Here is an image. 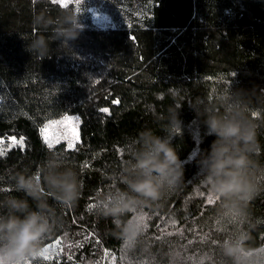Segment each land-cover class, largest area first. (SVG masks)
<instances>
[{"label": "trees", "instance_id": "trees-1", "mask_svg": "<svg viewBox=\"0 0 264 264\" xmlns=\"http://www.w3.org/2000/svg\"><path fill=\"white\" fill-rule=\"evenodd\" d=\"M121 2L113 14L116 29L83 28L68 46L53 42L41 60L27 48L37 35L33 17L79 16L46 0H0V193L11 192L14 171L35 172L53 153L74 168L80 186L78 200L57 208L54 232L41 241L55 245L51 259L35 264H111L113 257L119 264H184L187 237L189 243L202 228L210 234L203 223L224 210L198 174L199 154L214 137L190 106L228 105L238 101L237 90L249 92L261 145L257 159L264 164V0ZM39 31L54 35L52 26ZM170 108L180 110L183 121L170 138L184 162V182L114 222L101 205L126 189L122 178L139 134L165 135L161 118ZM70 115L81 117L79 142L49 148L41 128ZM259 182L246 215L227 220L242 223L236 234L252 250L264 247V174ZM135 217L142 219L139 234L125 240L121 229Z\"/></svg>", "mask_w": 264, "mask_h": 264}, {"label": "clouds", "instance_id": "clouds-1", "mask_svg": "<svg viewBox=\"0 0 264 264\" xmlns=\"http://www.w3.org/2000/svg\"><path fill=\"white\" fill-rule=\"evenodd\" d=\"M79 24V19H74L70 12L55 22L35 15L33 25L37 35L27 46L29 52L44 60L52 51L53 42H59L63 48L78 38L83 30ZM50 26L53 37L40 33L39 30L47 31ZM248 93L237 90L233 96L238 101L228 105L190 106L206 135L214 137L208 149L199 154L198 174H202V183L223 208L238 217L246 215L247 205L260 190L259 181L264 174V164L257 159L261 151L258 125L252 120L245 99ZM161 119L167 121L163 126L165 135H157L150 129L139 134L134 162L125 169L122 178L126 189L101 205L103 213L114 222L141 204L159 200L166 189L184 182V162L170 138L177 129L182 130L180 110L170 108ZM10 180L11 192L0 193V264H25L29 259L35 264L45 252L41 241L56 227L57 208L71 207L78 200L79 179L74 168L53 153L35 172L14 171ZM139 230L135 223L121 229L125 240L135 239ZM244 239L241 236L224 240L223 254L232 264H264V251L246 248Z\"/></svg>", "mask_w": 264, "mask_h": 264}, {"label": "rangeland", "instance_id": "rangeland-1", "mask_svg": "<svg viewBox=\"0 0 264 264\" xmlns=\"http://www.w3.org/2000/svg\"><path fill=\"white\" fill-rule=\"evenodd\" d=\"M46 1H49L53 4L59 5L64 8L72 9L79 16V20L83 22L88 21L87 25L82 26L83 28H93L103 31L113 30L118 27L116 21L113 18V14L116 11L123 9L124 6L121 0H46ZM67 117H69V120L73 121L74 123H67L63 127H66L68 129H72L73 127L75 128L77 139L73 140V147H74L80 140V127L82 120L79 115H70ZM62 119L55 121H60ZM51 122L52 121L48 122L46 125L50 124ZM56 130H57L56 127H53L47 131L46 134L49 136L50 139L52 138V133ZM41 138L44 142L42 136ZM60 143H65L66 146L68 147V141L64 139H61L59 143L53 141V147ZM0 148H2L1 145ZM221 209L215 211V213L218 214V219L212 221L213 218H210V221L203 223L204 226L210 224L207 227V229L211 231L210 234H206L205 232H203V228H202V230L201 231L198 230L196 234H193L195 231L193 230L192 232L193 235L189 240V243H188V238L191 235L187 237L185 243L186 246L185 251L188 254V258L185 260L184 264H232V260L223 254L222 244L223 241L226 239H232V240L238 239V235L236 234V231L239 230L242 223L236 220L227 221L232 219L233 214L226 209L224 210ZM141 221H142L141 217H135L132 223L138 224L140 226ZM228 232L230 234H228ZM256 250L264 251V247ZM44 254L45 252L42 253V255ZM110 260H111V264H119L116 261L115 257H113ZM26 262L27 264H32L30 260H27Z\"/></svg>", "mask_w": 264, "mask_h": 264}, {"label": "snow or ice", "instance_id": "snow-or-ice-1", "mask_svg": "<svg viewBox=\"0 0 264 264\" xmlns=\"http://www.w3.org/2000/svg\"><path fill=\"white\" fill-rule=\"evenodd\" d=\"M101 111L107 113L108 109L104 108V109H101ZM67 123H74V122L70 121L69 117L65 116V117H63L62 120L52 121L50 124L45 125L44 128H41V130H40L41 136L43 137L44 142L48 145L49 148L53 147V141H55L56 143H59V141L61 139L68 141V148L69 149H71L73 147V140L77 139V135H76L74 127L72 129H68L66 127H63ZM53 127H56L57 130L52 133V138L50 139L46 133L49 129H51ZM61 129H63V130H61ZM3 143L4 142L2 140H0V145H3ZM17 143H19V145L21 147L23 146V140H20L19 142H17L15 140V138H12V144H17ZM2 155H4V150L2 148H0V156H2ZM0 179H3V178L0 177ZM90 207H92V205ZM59 244H60V240H56V245H59ZM50 247H55V245H50L49 247H45V254L42 255V259L44 261H49L51 259V256L49 255ZM25 264H27V262H25Z\"/></svg>", "mask_w": 264, "mask_h": 264}]
</instances>
